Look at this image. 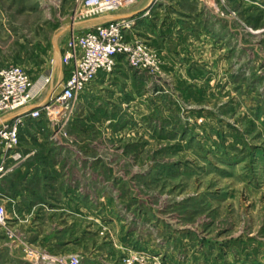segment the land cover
I'll use <instances>...</instances> for the list:
<instances>
[{
	"label": "rangeland",
	"instance_id": "1",
	"mask_svg": "<svg viewBox=\"0 0 264 264\" xmlns=\"http://www.w3.org/2000/svg\"><path fill=\"white\" fill-rule=\"evenodd\" d=\"M77 5L0 0V68L22 67L33 100L51 95V34L98 20L78 19ZM152 8L134 19L146 48L136 65L118 57L67 115L43 116L32 133L26 120L19 146L51 164V211L5 206L0 264H38V252L80 264H264V8ZM65 145L90 152L65 156Z\"/></svg>",
	"mask_w": 264,
	"mask_h": 264
},
{
	"label": "built area",
	"instance_id": "2",
	"mask_svg": "<svg viewBox=\"0 0 264 264\" xmlns=\"http://www.w3.org/2000/svg\"><path fill=\"white\" fill-rule=\"evenodd\" d=\"M77 18L80 20L98 19L81 34L68 37L60 62L67 70V76L61 89L50 96L38 108L27 113L9 116L21 109L29 108L34 102L29 76L18 65L0 68V177L6 174L12 165L23 161L21 153L20 132L27 119L33 122L47 116L50 122L56 113L64 116L72 110L77 97L95 80L98 72H110L114 69L117 58L124 57L130 65H136L138 55H145V45L135 38V16L127 15L140 3L146 8L142 15L149 14L150 7L163 0H77ZM225 0H220L224 3ZM126 14V15H125ZM127 16L118 20L110 16ZM65 123L68 118H62ZM12 160L7 167L5 160ZM8 221L6 209L0 204V227ZM33 254V253H31ZM34 261L38 264H80L78 257L71 256L59 259L47 252L34 253Z\"/></svg>",
	"mask_w": 264,
	"mask_h": 264
},
{
	"label": "crops",
	"instance_id": "3",
	"mask_svg": "<svg viewBox=\"0 0 264 264\" xmlns=\"http://www.w3.org/2000/svg\"><path fill=\"white\" fill-rule=\"evenodd\" d=\"M237 3L247 4L251 9L261 10L264 8L263 0H236ZM153 6L150 7V11L152 12ZM146 8L145 5L140 6L132 11H129L127 15L135 16L138 19H146L147 17L142 15V12ZM149 11V12H150ZM126 15V14H125ZM146 17V18H143ZM71 35V21L68 24L62 26L58 30H55L50 36V46L48 49L47 55L44 57L46 59V74L48 78H51V95L56 94L60 91L61 84L63 80L67 76V70L61 64L60 58L62 53L65 50V44L68 37ZM50 62V63H48ZM99 75L103 74V71L98 72ZM97 74V75H98ZM97 77V76H96ZM96 79V78H95ZM94 82V81H93ZM91 83L86 88V93H89L91 90L101 89L104 84H94ZM49 92L45 94L41 99L34 100L29 108L21 109L18 112H15L9 116L3 117V119H9L15 115L27 113L30 109L38 108L43 105L48 99ZM49 96V97H50ZM84 117V115L82 116ZM43 117L33 122L28 119L29 124L25 125L27 132L32 133L36 126H38V122L41 121ZM71 127V124H70ZM24 128V127H23ZM21 129V131L23 130ZM29 134L23 136L28 139ZM21 140V139H20ZM79 149V150H78ZM74 150L71 146L65 145L63 148V153L66 156L71 154L73 155H82L88 153L87 148H78ZM21 153L25 155L23 161L17 162L12 165V169H10L6 174L0 177V204L4 207L14 206L17 208L19 212V216L24 215V209L27 213L31 212L34 207H50L51 211V164L49 168L45 166V159L42 161L36 155V150L33 149H21L19 148ZM1 161V159H0ZM5 163L10 166L13 162L10 159H6ZM55 169V167H53ZM71 186L69 187L67 192H71ZM70 193L65 195V197H69ZM62 197V199H65ZM71 197V196H70ZM31 205V208H27ZM40 213V212H39ZM38 210L32 212V217L35 218L39 216Z\"/></svg>",
	"mask_w": 264,
	"mask_h": 264
},
{
	"label": "water",
	"instance_id": "4",
	"mask_svg": "<svg viewBox=\"0 0 264 264\" xmlns=\"http://www.w3.org/2000/svg\"><path fill=\"white\" fill-rule=\"evenodd\" d=\"M124 17H127V16L114 15V16H110L109 19L118 20V19H121V18H124Z\"/></svg>",
	"mask_w": 264,
	"mask_h": 264
}]
</instances>
